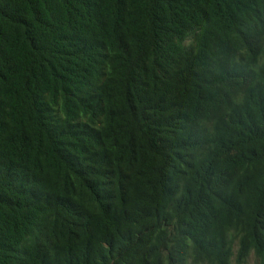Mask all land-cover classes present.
<instances>
[{
	"label": "trees",
	"instance_id": "obj_1",
	"mask_svg": "<svg viewBox=\"0 0 264 264\" xmlns=\"http://www.w3.org/2000/svg\"><path fill=\"white\" fill-rule=\"evenodd\" d=\"M264 264V0H0V264Z\"/></svg>",
	"mask_w": 264,
	"mask_h": 264
},
{
	"label": "rangeland",
	"instance_id": "obj_2",
	"mask_svg": "<svg viewBox=\"0 0 264 264\" xmlns=\"http://www.w3.org/2000/svg\"><path fill=\"white\" fill-rule=\"evenodd\" d=\"M248 264H256L254 259H251Z\"/></svg>",
	"mask_w": 264,
	"mask_h": 264
}]
</instances>
